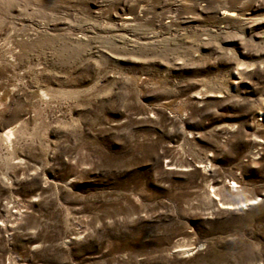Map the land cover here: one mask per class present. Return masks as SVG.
<instances>
[{
	"label": "rangeland",
	"instance_id": "rangeland-1",
	"mask_svg": "<svg viewBox=\"0 0 264 264\" xmlns=\"http://www.w3.org/2000/svg\"><path fill=\"white\" fill-rule=\"evenodd\" d=\"M127 2L0 0V264H264V0Z\"/></svg>",
	"mask_w": 264,
	"mask_h": 264
},
{
	"label": "bare ground",
	"instance_id": "bare-ground-1",
	"mask_svg": "<svg viewBox=\"0 0 264 264\" xmlns=\"http://www.w3.org/2000/svg\"><path fill=\"white\" fill-rule=\"evenodd\" d=\"M183 1H184V2H182V4H183L184 6H186V7H188V6H192V5H194V4L196 5V3H197L196 0H183ZM122 2H123V3H122ZM225 2H226V0H225ZM121 3H122V7H123V8H126V6H129V3L127 2V0H121ZM245 3H246V2H245ZM172 4H173V3H172ZM130 6H131V5H130ZM101 7H102V6H98V5H96V6H95V9L98 10V11L100 12V11H102V9H103V8H101ZM196 8H197V7H196ZM127 9H128V7H127ZM175 9H176V8H175ZM184 10H185V9H184ZM99 12H98V13H99ZM185 12H186V11H185ZM117 14H118V13H117ZM108 15H114V14H111V12H109ZM10 134H11L10 132L6 133V136L9 137ZM233 183H234V182H233Z\"/></svg>",
	"mask_w": 264,
	"mask_h": 264
}]
</instances>
